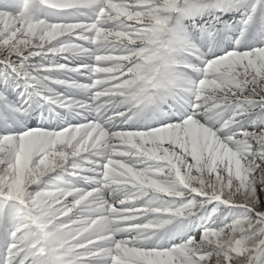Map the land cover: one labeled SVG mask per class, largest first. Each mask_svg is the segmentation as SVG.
<instances>
[{
	"label": "snow or ice",
	"instance_id": "snow-or-ice-1",
	"mask_svg": "<svg viewBox=\"0 0 264 264\" xmlns=\"http://www.w3.org/2000/svg\"><path fill=\"white\" fill-rule=\"evenodd\" d=\"M0 264H264V0H0Z\"/></svg>",
	"mask_w": 264,
	"mask_h": 264
},
{
	"label": "rangeland",
	"instance_id": "rangeland-1",
	"mask_svg": "<svg viewBox=\"0 0 264 264\" xmlns=\"http://www.w3.org/2000/svg\"><path fill=\"white\" fill-rule=\"evenodd\" d=\"M234 11H229L227 15H225L224 12H220L219 15L223 17V20L225 22L224 25H221V30L223 31L225 25L228 28V31L224 32V34L221 36V41L224 47L230 49V50H236L237 46L242 47H249L250 44H259L260 39L257 34H255V30L253 29L252 32H249L247 36H245V29L247 26L248 20L251 18V13H248L246 15L245 11H239L240 20L238 18L233 17ZM215 17V18H214ZM206 17L205 15L197 18V19H191L188 18L185 20V24L189 27H191L193 24L199 23L200 27L203 28L204 25H207L209 28L213 27V24L210 23V21L215 22L217 20V16H213L209 19V21H205ZM59 176V174H56Z\"/></svg>",
	"mask_w": 264,
	"mask_h": 264
}]
</instances>
